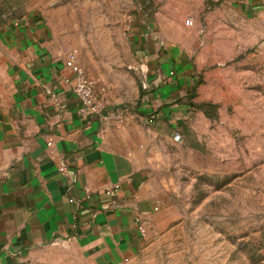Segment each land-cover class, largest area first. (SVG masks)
Returning a JSON list of instances; mask_svg holds the SVG:
<instances>
[{
    "label": "rangeland",
    "instance_id": "obj_1",
    "mask_svg": "<svg viewBox=\"0 0 264 264\" xmlns=\"http://www.w3.org/2000/svg\"><path fill=\"white\" fill-rule=\"evenodd\" d=\"M263 0H0V28L36 18L59 56L77 53L106 114L142 115L135 32L193 74L186 115L152 148L154 215L125 264H264ZM145 42V41H144ZM144 99V98H143ZM143 102H145L143 100ZM179 135L175 141L174 134Z\"/></svg>",
    "mask_w": 264,
    "mask_h": 264
},
{
    "label": "crops",
    "instance_id": "obj_2",
    "mask_svg": "<svg viewBox=\"0 0 264 264\" xmlns=\"http://www.w3.org/2000/svg\"><path fill=\"white\" fill-rule=\"evenodd\" d=\"M130 42L145 56L142 115L79 117L60 81L71 76L66 57L39 20L0 28V264H125L143 248L156 210L152 148L167 123L185 118L193 72L138 32ZM256 64L264 84V44Z\"/></svg>",
    "mask_w": 264,
    "mask_h": 264
},
{
    "label": "built area",
    "instance_id": "obj_3",
    "mask_svg": "<svg viewBox=\"0 0 264 264\" xmlns=\"http://www.w3.org/2000/svg\"><path fill=\"white\" fill-rule=\"evenodd\" d=\"M64 66L71 71V76L63 78L60 81L71 87L72 94L79 101L80 107L77 111L79 117H92L104 114V99L100 96L95 81L89 77L85 70L79 65L77 53L75 51L68 54ZM139 70L145 72L141 68H139ZM171 75H173V73H170V76ZM142 88L146 89L145 86H142ZM153 120L154 116L150 117L147 122L151 124ZM179 138V135L175 133V141H178ZM48 145L50 146L51 143H48ZM61 171H63V168H61ZM69 202L74 203V200L71 199ZM144 232V226L140 225L139 233L144 235Z\"/></svg>",
    "mask_w": 264,
    "mask_h": 264
}]
</instances>
